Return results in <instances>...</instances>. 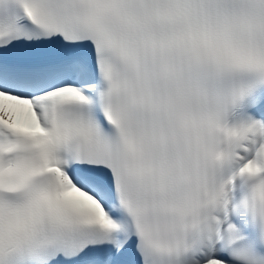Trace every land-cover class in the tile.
<instances>
[{"label": "snow or ice", "instance_id": "snow-or-ice-1", "mask_svg": "<svg viewBox=\"0 0 264 264\" xmlns=\"http://www.w3.org/2000/svg\"><path fill=\"white\" fill-rule=\"evenodd\" d=\"M0 264H264V0H0Z\"/></svg>", "mask_w": 264, "mask_h": 264}]
</instances>
